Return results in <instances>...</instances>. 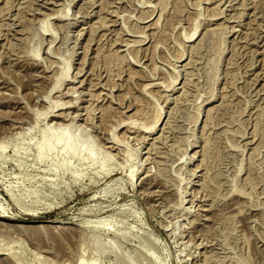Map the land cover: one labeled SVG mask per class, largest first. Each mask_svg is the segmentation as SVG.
Instances as JSON below:
<instances>
[{
  "label": "rangeland",
  "instance_id": "rangeland-1",
  "mask_svg": "<svg viewBox=\"0 0 264 264\" xmlns=\"http://www.w3.org/2000/svg\"><path fill=\"white\" fill-rule=\"evenodd\" d=\"M80 259L264 264V0H0V264Z\"/></svg>",
  "mask_w": 264,
  "mask_h": 264
},
{
  "label": "bare ground",
  "instance_id": "bare-ground-1",
  "mask_svg": "<svg viewBox=\"0 0 264 264\" xmlns=\"http://www.w3.org/2000/svg\"><path fill=\"white\" fill-rule=\"evenodd\" d=\"M74 142L75 141L73 140L69 129H67V127L58 126L57 131L47 134L40 146L47 145L50 147L61 143L64 150L70 151L74 145ZM78 264H93V262L86 263L83 259H80Z\"/></svg>",
  "mask_w": 264,
  "mask_h": 264
},
{
  "label": "water",
  "instance_id": "water-1",
  "mask_svg": "<svg viewBox=\"0 0 264 264\" xmlns=\"http://www.w3.org/2000/svg\"><path fill=\"white\" fill-rule=\"evenodd\" d=\"M46 222H51L50 220H46Z\"/></svg>",
  "mask_w": 264,
  "mask_h": 264
}]
</instances>
